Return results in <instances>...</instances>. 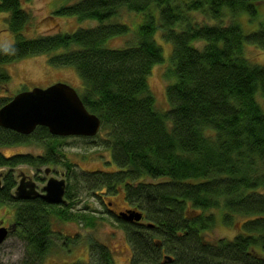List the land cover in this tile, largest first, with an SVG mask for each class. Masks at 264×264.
I'll list each match as a JSON object with an SVG mask.
<instances>
[{
    "label": "trees",
    "instance_id": "trees-1",
    "mask_svg": "<svg viewBox=\"0 0 264 264\" xmlns=\"http://www.w3.org/2000/svg\"><path fill=\"white\" fill-rule=\"evenodd\" d=\"M258 3L264 0H80L53 16L98 26L26 39L21 31L28 15L19 0H0L14 37L0 47V85L10 80L2 67L27 57L47 55L51 66L75 69L79 97L101 123L99 133L85 139L101 138L97 144L109 151L107 164L114 168L75 175L74 164L64 166L74 186L92 196L121 194L125 210L141 213L139 223H125L107 210L125 233L130 264H264L256 251L264 250V66L243 56L246 43L264 49V27L244 35L235 21L200 25L191 18L200 13L217 21L223 8L254 16ZM121 10L142 22L128 46L108 48L107 41L129 33L125 24L107 23ZM156 35L171 47L166 112L157 110L147 83L164 61ZM9 100L0 99V108ZM59 139L41 127L28 136L0 127V147H44L37 156L0 153V168L59 164ZM14 188L12 175L3 176L0 205L14 209L12 233L24 244L22 264H41L51 212L63 218L70 208L69 186L57 206L19 200ZM220 213L225 227H236L231 239L209 237ZM91 243L88 263L72 264H114L106 246Z\"/></svg>",
    "mask_w": 264,
    "mask_h": 264
},
{
    "label": "rangeland",
    "instance_id": "rangeland-1",
    "mask_svg": "<svg viewBox=\"0 0 264 264\" xmlns=\"http://www.w3.org/2000/svg\"><path fill=\"white\" fill-rule=\"evenodd\" d=\"M80 0H19L22 10L27 15V24L22 29L21 35L26 39H33L43 35L55 33H73L79 29H87L98 26V22L84 20L77 22L74 17L53 16V12L62 6H70ZM189 1V0H186ZM195 23L203 25H222L227 26L235 21L242 33H249L264 27V3H258L256 14L249 16L245 12L232 14L229 10L222 9V18L214 21L200 13L191 15ZM141 16L121 10L119 16L111 19L110 24L122 23L128 26L129 33L122 37L112 38L106 42L108 48H124L128 46L133 37V33L141 24ZM106 23V24H107ZM180 26H176L179 28ZM154 40L159 44L164 58L163 63L155 65L147 77L148 87L155 101L158 111L166 112L169 104L165 96V87L170 83L169 56L171 53L170 44L164 42L159 35L154 36ZM14 42L13 34L8 30L6 24V14L0 13V47H6ZM199 47V43H194ZM243 56L253 65L264 66V49L258 48L248 43L243 45ZM9 75L10 80L7 85H0V99H11L22 91H29L33 88L46 89L56 83L70 86L78 95L83 92L76 71L72 67H56L48 63L47 55H38L23 58L21 60L6 64L2 67ZM173 82V80H172ZM264 111V108H263ZM103 137V134H99ZM101 138L93 139L68 137L59 139V154L57 159L59 164H48L40 167L29 165H18L14 168L2 167L0 174L6 176L11 174L17 186L20 174L26 180L30 179L36 190L41 193L49 178L61 179L69 186L71 198L67 200L69 209L66 215L61 218L56 215L58 210L52 211L50 215L51 234L48 236L47 243L49 251L41 264H72L76 261L88 263V247L91 242H97L106 246L111 254L114 264H130L132 257L130 246L127 242L125 233L111 216L116 215L128 208L121 194H103L97 192L92 196L91 192L81 184L69 181V175L82 172L97 170H113L110 161L109 151L100 142ZM48 143V142H47ZM0 153L4 156H14L18 154H30L33 156L44 154V147L35 144L0 147ZM74 164L70 171L66 170L64 164ZM49 169V174L44 171ZM103 194V195H102ZM100 197V198H99ZM66 199V198H64ZM66 205V206H67ZM57 206V205H54ZM110 209L111 214L107 212ZM240 220H243L242 218ZM221 213L216 218V222L210 231L211 239L227 238L231 239L236 233V227H225L221 222ZM14 223V209L11 206L0 205V225L11 226ZM264 257V250H256ZM24 244L16 235L11 233L0 245V264H22L25 258ZM28 262L29 259H28Z\"/></svg>",
    "mask_w": 264,
    "mask_h": 264
},
{
    "label": "water",
    "instance_id": "water-1",
    "mask_svg": "<svg viewBox=\"0 0 264 264\" xmlns=\"http://www.w3.org/2000/svg\"><path fill=\"white\" fill-rule=\"evenodd\" d=\"M100 126L98 117L87 111L75 90L62 83L19 92L0 108V127L24 136L41 127L54 137L93 138L99 133ZM44 173L48 175L49 169ZM1 182L0 174V187ZM65 188L63 178H49L39 193L35 184L20 174L13 196L19 200L40 198L49 205H61L65 202ZM116 217L125 223H139L142 219L140 212L129 209L118 212ZM148 227L153 225L148 224ZM8 233L9 229L0 227V245Z\"/></svg>",
    "mask_w": 264,
    "mask_h": 264
},
{
    "label": "flooded vegetation",
    "instance_id": "flooded-vegetation-1",
    "mask_svg": "<svg viewBox=\"0 0 264 264\" xmlns=\"http://www.w3.org/2000/svg\"><path fill=\"white\" fill-rule=\"evenodd\" d=\"M2 179H3V176H2ZM1 184H2V182H1ZM2 186V185H1ZM16 187V186H15ZM1 188V187H0ZM15 189V188H14ZM13 193H14V191H13ZM14 197V196H13ZM0 227H5V228H7V229H9V233H8V236L15 230L14 229V227H15V223H13L10 227L9 226H2V225H0Z\"/></svg>",
    "mask_w": 264,
    "mask_h": 264
}]
</instances>
